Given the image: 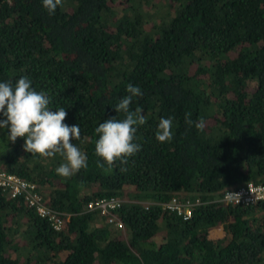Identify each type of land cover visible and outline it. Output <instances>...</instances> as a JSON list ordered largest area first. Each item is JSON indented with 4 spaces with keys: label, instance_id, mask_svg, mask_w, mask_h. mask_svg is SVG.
Here are the masks:
<instances>
[{
    "label": "trees",
    "instance_id": "obj_1",
    "mask_svg": "<svg viewBox=\"0 0 264 264\" xmlns=\"http://www.w3.org/2000/svg\"><path fill=\"white\" fill-rule=\"evenodd\" d=\"M23 76L79 124L88 167L59 176L61 156H32L0 129V169L35 182L64 218L55 230L0 189V264H264V198L221 199L264 184V0H62L54 14L0 0V82ZM129 84L142 92L130 105L146 117L141 150L105 174L94 129L124 118L114 108ZM161 118L170 142L155 138ZM103 196L119 205L87 206ZM171 196L198 203L182 218L162 208Z\"/></svg>",
    "mask_w": 264,
    "mask_h": 264
},
{
    "label": "clouds",
    "instance_id": "obj_2",
    "mask_svg": "<svg viewBox=\"0 0 264 264\" xmlns=\"http://www.w3.org/2000/svg\"><path fill=\"white\" fill-rule=\"evenodd\" d=\"M42 4L49 14H54L57 6L62 5V0H42ZM126 90L129 95L114 108L116 113H123L124 118H108L94 129L98 135L95 155L103 161H98L97 167L105 174L112 171L117 161L126 164L128 158L141 150V145L134 141L137 128L146 123V117L141 108L132 110L130 105L133 97L142 96V92L132 84ZM50 102L51 97L44 91H36L27 76L19 78L14 85L11 81L0 82V115L4 117L0 119V129L8 130L9 142L14 143L18 137L24 138V151L32 156H61L64 162L56 168V173L70 178L88 167L86 153L72 143L81 139L80 126L64 123L67 117L65 108L52 111ZM191 117V112L185 113V124L202 132L204 119L201 117L194 121ZM155 138L160 143L172 140V118L160 119Z\"/></svg>",
    "mask_w": 264,
    "mask_h": 264
},
{
    "label": "built area",
    "instance_id": "obj_3",
    "mask_svg": "<svg viewBox=\"0 0 264 264\" xmlns=\"http://www.w3.org/2000/svg\"><path fill=\"white\" fill-rule=\"evenodd\" d=\"M0 189L5 190L10 197L21 196L28 207L33 208L34 212L41 218L50 222L53 229L62 228L64 218L59 216V212L50 207L43 199L40 190L35 182L22 178L15 173L0 169ZM264 198V184L246 182L235 189L225 190L221 199L226 202L240 203L248 205L258 199ZM189 200H180L176 196H171L168 200L161 202L164 209L173 210L176 214L187 218L191 215V204L198 203ZM119 205V199L113 196L98 197L87 202V206L100 209H112Z\"/></svg>",
    "mask_w": 264,
    "mask_h": 264
},
{
    "label": "rangeland",
    "instance_id": "obj_4",
    "mask_svg": "<svg viewBox=\"0 0 264 264\" xmlns=\"http://www.w3.org/2000/svg\"><path fill=\"white\" fill-rule=\"evenodd\" d=\"M209 234L212 236H216V235H220L222 234V230L220 227H212V228H209Z\"/></svg>",
    "mask_w": 264,
    "mask_h": 264
}]
</instances>
